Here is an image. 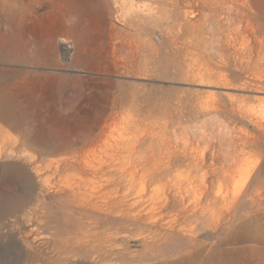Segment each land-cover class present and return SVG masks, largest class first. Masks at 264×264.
Listing matches in <instances>:
<instances>
[{"label":"rangeland","instance_id":"374dc122","mask_svg":"<svg viewBox=\"0 0 264 264\" xmlns=\"http://www.w3.org/2000/svg\"><path fill=\"white\" fill-rule=\"evenodd\" d=\"M47 1L19 0L11 12L25 11V37H38L28 49L37 52L22 61H0V88L8 85L13 93V110L30 114L17 125L0 116V163L20 164L32 179L31 168L39 164L48 189L32 194L13 215L1 214L0 260L160 263L152 259L160 241H144L155 229L123 216L127 204L120 198L106 214L81 207L73 188L79 171L65 163L92 148L83 144L88 139L96 141L87 151L91 158L130 159L140 171L168 167L189 178L196 193L212 183L224 195L219 215L234 208L241 195L247 197L249 179L258 175L260 194L250 216L259 215L256 203L264 199L263 0H98L87 14L73 13L88 22H77L68 42L61 41L63 30L55 26L61 8ZM55 27L52 46L47 37ZM49 135L76 144L46 152L36 141ZM141 175L135 191L159 184L143 185ZM24 186L22 176L0 175L1 203L20 199ZM88 224L94 237L76 245L71 237H80ZM27 253L42 260L19 262Z\"/></svg>","mask_w":264,"mask_h":264},{"label":"bare ground","instance_id":"6f19581e","mask_svg":"<svg viewBox=\"0 0 264 264\" xmlns=\"http://www.w3.org/2000/svg\"><path fill=\"white\" fill-rule=\"evenodd\" d=\"M48 1V6L62 10L55 21V26L63 30L62 42L70 41L69 35L77 22L81 21L84 24L88 22L84 17L76 20L73 13L85 12L87 14V10L98 6V0ZM260 3L264 4V0ZM18 4H20L19 0H0V10H2L0 14V61L4 59L22 61L37 52V49L34 53L28 49L31 41H36L38 37H33V40H27L25 37L26 28L28 29L25 26V14H23L25 11H21L19 15L11 13ZM56 27L47 37L52 42V46L58 34ZM49 59L53 60L51 54ZM7 86L3 85L0 88V116L17 125L22 120L28 119L30 114L13 110L12 105L16 102L14 98H11L13 93L7 90ZM28 141L32 139L28 137ZM36 142L41 150L46 152H58L76 144L75 139H61L54 135L41 137ZM83 144L92 148L83 151L74 161L69 160L65 163L68 167L73 166L79 171L77 183L66 180L67 183L64 181V184L75 185L73 188L77 195L81 196L80 205L84 209L96 207L106 214L111 210L109 208L116 205L117 202H114L116 199L120 198V201L126 203L127 207L123 208V216H129L134 221H142L148 227L155 229L151 239H144V241L148 245L160 241L157 244L159 251L152 257L160 261L158 264H264V199L256 203L257 210L261 209L259 215L250 216V211H253L254 198L260 194L257 187L261 178L259 179L258 175L249 179L250 191L247 197L244 199L242 195L237 197V205L232 209L226 207V214L219 215L218 204L223 200L224 195L219 189L213 190L212 183L202 184L203 186L196 193L189 178L181 179L179 173L173 174L168 167H153L140 171L137 164L130 159L112 156L94 159L87 151L94 148L95 139H88ZM27 169L13 162L0 163V175L10 173L22 176L25 181L24 187H26L20 199L4 203L0 201V216L5 212L13 215V212L19 211L23 205L28 203L32 194L41 195L48 190L45 188L47 186H44L47 181L42 183L40 175L44 167L38 164L31 168L33 175L36 176H32L34 179L31 178ZM139 172L144 174L141 175L143 185L159 184L151 189L144 190L143 187L142 190L135 191V181L137 177L139 178ZM71 179L73 178L69 177V180ZM124 179L125 182L121 183ZM32 181L38 186H34ZM114 184H119L118 188L115 192L109 191V187ZM162 188L164 189L162 194L157 195ZM121 189L124 191L119 194ZM193 191L195 195L192 194ZM233 199L235 202L236 197ZM128 201L130 202L127 203ZM222 219L225 221L221 223ZM88 225L89 228L83 231L80 237L77 233L71 237L74 238L76 245L87 244L94 237V233L91 232L94 226ZM199 234H202V238H199ZM21 258L22 261L19 260L21 263L25 260L31 262L42 260L38 255L28 253ZM14 262L13 260L12 262L0 260V264H16Z\"/></svg>","mask_w":264,"mask_h":264}]
</instances>
